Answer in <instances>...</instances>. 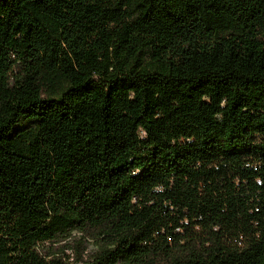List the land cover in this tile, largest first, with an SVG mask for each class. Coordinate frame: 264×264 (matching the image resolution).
Masks as SVG:
<instances>
[{
    "label": "trees",
    "instance_id": "trees-1",
    "mask_svg": "<svg viewBox=\"0 0 264 264\" xmlns=\"http://www.w3.org/2000/svg\"><path fill=\"white\" fill-rule=\"evenodd\" d=\"M0 264H264V0H0Z\"/></svg>",
    "mask_w": 264,
    "mask_h": 264
},
{
    "label": "rangeland",
    "instance_id": "rangeland-1",
    "mask_svg": "<svg viewBox=\"0 0 264 264\" xmlns=\"http://www.w3.org/2000/svg\"><path fill=\"white\" fill-rule=\"evenodd\" d=\"M88 250H92L94 248L93 244H87ZM69 255H71V260L75 258V253L73 249L68 250Z\"/></svg>",
    "mask_w": 264,
    "mask_h": 264
}]
</instances>
